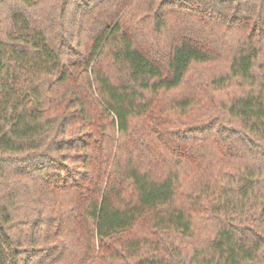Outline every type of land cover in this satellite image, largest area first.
Here are the masks:
<instances>
[{
    "label": "trees",
    "instance_id": "1",
    "mask_svg": "<svg viewBox=\"0 0 264 264\" xmlns=\"http://www.w3.org/2000/svg\"><path fill=\"white\" fill-rule=\"evenodd\" d=\"M40 4L0 0V264H264V0H100L84 42Z\"/></svg>",
    "mask_w": 264,
    "mask_h": 264
},
{
    "label": "rangeland",
    "instance_id": "2",
    "mask_svg": "<svg viewBox=\"0 0 264 264\" xmlns=\"http://www.w3.org/2000/svg\"><path fill=\"white\" fill-rule=\"evenodd\" d=\"M100 0H41V4L39 9L36 11V13L41 17L42 21L45 23H48V17L46 13H49L52 17H56L58 14H60V18L62 21V24L65 25V27H68V39L71 40V38H74V40H80L85 41L87 39V35L90 31H87V25L89 24L86 21H80L77 19V11H80L81 9H84L83 6L87 7V11H89V14L96 13L97 11V5L99 4ZM62 9L65 13H63ZM184 18L188 19L189 21H194L191 19L187 14L181 13L179 15H175V19L171 24V32L169 33V37L172 38L175 33H177L179 30L183 29L184 25L186 24L184 21ZM57 24V21L55 22ZM185 23V24H184ZM57 25L54 23H49V33L50 35H62L64 33V30L60 31ZM225 28L223 26H220L219 32L223 33ZM232 38H229V41L232 42ZM226 63H212L205 66L198 67L196 71H193V77L195 75V80L200 83V88L198 92L202 94L204 100H209L210 98H214L216 95L213 92H210V94L204 89V84L207 79L210 77H213L218 71H220ZM194 87L191 85L185 86L184 91H193ZM204 89V92H203ZM181 91H174L170 93L164 94L160 98V104L161 108L157 112L158 118L164 119L168 121L167 128L169 130H183V133H187L189 129H198V128H204L208 126L210 123V118L203 115V112L201 109H199L196 113L193 114V112L186 116H180L179 113H174L170 110H167V107H169L175 99L180 97ZM222 100V98H221ZM224 100V99H223ZM195 105V104H194ZM199 107V106H198ZM197 108V106H194V109ZM217 113L214 114V116ZM212 121V120H211ZM219 122V121H218ZM220 123V122H219ZM201 136V134L199 135ZM161 142L155 141L151 145V150L154 153L162 154L165 156V160L169 159L170 157L167 155L169 151H163L161 149ZM205 150L212 151L213 149V143H212V136H208L207 140L204 142ZM215 151V150H214ZM171 161V160H170ZM190 164H186L188 166Z\"/></svg>",
    "mask_w": 264,
    "mask_h": 264
}]
</instances>
